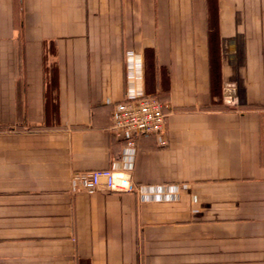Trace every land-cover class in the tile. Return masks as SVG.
<instances>
[{
	"label": "crops",
	"instance_id": "0c3cea01",
	"mask_svg": "<svg viewBox=\"0 0 264 264\" xmlns=\"http://www.w3.org/2000/svg\"><path fill=\"white\" fill-rule=\"evenodd\" d=\"M0 264H264V0H0Z\"/></svg>",
	"mask_w": 264,
	"mask_h": 264
},
{
	"label": "built area",
	"instance_id": "2783aa9c",
	"mask_svg": "<svg viewBox=\"0 0 264 264\" xmlns=\"http://www.w3.org/2000/svg\"><path fill=\"white\" fill-rule=\"evenodd\" d=\"M167 114L161 101L152 95L119 102L113 112L111 129L116 135H159L163 132ZM129 146H135V140L129 138ZM160 145L167 144L161 140ZM73 180L86 190H95L101 184L114 192L135 191V183L129 172L109 169L81 171L73 174Z\"/></svg>",
	"mask_w": 264,
	"mask_h": 264
}]
</instances>
